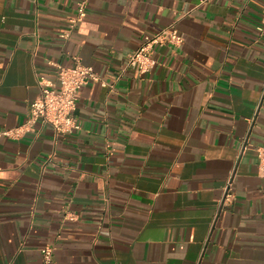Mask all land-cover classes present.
Wrapping results in <instances>:
<instances>
[{"label":"crops","instance_id":"1","mask_svg":"<svg viewBox=\"0 0 264 264\" xmlns=\"http://www.w3.org/2000/svg\"><path fill=\"white\" fill-rule=\"evenodd\" d=\"M0 0V131L82 63V129L0 136V264H264V0ZM174 26L146 73L127 64ZM243 145L235 199L221 207Z\"/></svg>","mask_w":264,"mask_h":264},{"label":"built area","instance_id":"2","mask_svg":"<svg viewBox=\"0 0 264 264\" xmlns=\"http://www.w3.org/2000/svg\"><path fill=\"white\" fill-rule=\"evenodd\" d=\"M90 0H81L77 14L69 20L71 29L78 26L87 17V8ZM259 30L264 32V12ZM165 42L175 45L183 43V37L174 27H168L154 35L146 36L145 42L140 49L130 54L127 64L138 69L141 73L150 71L156 64V60L150 55V51L156 46ZM91 81L101 82L103 86L108 83L101 79L94 67L77 63L74 66L59 65L56 80L51 81L44 77L39 79L41 87L40 96L31 103L28 120L23 125L13 129L0 131V136L19 139L28 132L35 131L36 125L41 120L54 127L57 133L73 134L82 129L81 122L75 116L80 91ZM247 145H243L239 160L235 165L221 202V207L231 203L235 199L233 190L234 181L237 175L238 165L243 157ZM259 174L264 178V143L257 148ZM44 261L48 264L53 262L54 248L47 246L42 249Z\"/></svg>","mask_w":264,"mask_h":264}]
</instances>
